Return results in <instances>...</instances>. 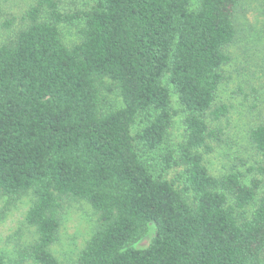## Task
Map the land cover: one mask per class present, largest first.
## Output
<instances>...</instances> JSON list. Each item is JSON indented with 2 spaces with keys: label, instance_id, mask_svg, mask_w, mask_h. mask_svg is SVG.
I'll return each instance as SVG.
<instances>
[{
  "label": "trees",
  "instance_id": "1",
  "mask_svg": "<svg viewBox=\"0 0 264 264\" xmlns=\"http://www.w3.org/2000/svg\"><path fill=\"white\" fill-rule=\"evenodd\" d=\"M240 5L91 0L66 12L35 0L21 13L0 44V197L31 195L24 220L37 236L16 263L61 264L50 246L65 204L82 200L97 217L75 264H264L261 180L236 163L214 175L203 157L221 134L210 122L229 109L214 102ZM171 89L184 139L160 151ZM247 134L264 157V122ZM148 224L150 242L136 247Z\"/></svg>",
  "mask_w": 264,
  "mask_h": 264
},
{
  "label": "rangeland",
  "instance_id": "2",
  "mask_svg": "<svg viewBox=\"0 0 264 264\" xmlns=\"http://www.w3.org/2000/svg\"><path fill=\"white\" fill-rule=\"evenodd\" d=\"M35 0H0V44L5 42L19 26V16ZM61 10L70 12L88 7L91 0H58ZM237 13L241 32L236 42L228 47L231 60L223 66L225 80L220 84L214 104L225 103L228 113L218 121L210 122L220 128L219 141H210L213 150L203 155L204 162L214 175L224 173L236 163L245 173L246 180H261L258 196L264 194V157L248 139L249 127L264 122V0H241ZM10 27L4 25L11 20ZM62 38L67 45L76 42L75 27H64ZM171 106L176 110L165 144L160 151L175 149L184 139L183 112L177 95L171 89ZM109 99L117 106L120 98L114 94ZM251 168V169H249ZM31 195L0 197V254L6 264H37L31 260L16 263L18 250L36 239L35 228L26 224L25 214L31 203ZM97 215L85 201H69L65 204L58 239L50 246L61 264H75L79 250L90 236ZM154 234V226L148 224L146 234L136 247L146 246ZM14 262V263H13Z\"/></svg>",
  "mask_w": 264,
  "mask_h": 264
}]
</instances>
